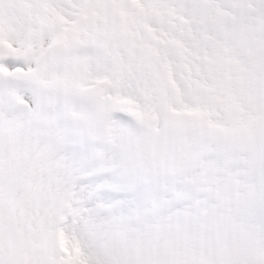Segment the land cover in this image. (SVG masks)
I'll return each mask as SVG.
<instances>
[{"label": "rangeland", "instance_id": "1", "mask_svg": "<svg viewBox=\"0 0 264 264\" xmlns=\"http://www.w3.org/2000/svg\"><path fill=\"white\" fill-rule=\"evenodd\" d=\"M18 1L22 0H6L5 10L8 16L12 13L17 14L18 17L21 16L19 20L23 22V26L20 28L12 30L10 27H5L4 23L6 21L11 23V19L3 16V11L0 10L2 16L0 18V38L9 45L5 48V53L11 57L9 65L20 63L27 66L30 59L35 56L36 52L23 53V49L29 47L26 45L30 35L39 31L47 33L43 40L38 41L37 44L34 43L36 48L41 42L44 44L49 36L55 37L52 43L53 53L69 51L67 52L73 67V80L67 96L72 107H76L73 109L74 112L88 116L92 111H96V119L88 128L89 135L93 139L100 141L103 139V126L100 125L97 130L94 125L100 116L105 119L108 111L127 107L126 103V106L121 108L124 106L121 100V84L123 83L120 80V74L122 70L128 81L131 80L134 88L139 93H144L141 98L145 104V107L141 109L143 132H137L126 141L116 143L120 151L115 155L117 165L113 179L108 183L117 188L121 185L132 186L131 184L141 180V177H147L141 181L148 189H154L156 185H162L164 181L168 183L169 188L164 192V196L176 197L191 187H195V191L200 188L205 192V196L209 194L206 226L196 220L198 218L187 211V207L181 208L180 212L175 215L177 234L174 236L177 246H168H172L173 250L177 249V254L179 253L180 256L177 262L174 261L175 256L172 257V264H188L190 259L198 256L205 244L212 240L208 234L214 236L215 245L219 249L220 257L224 260L222 263L249 264L250 256L255 262L253 245L264 251V161L260 158L256 166H245L228 148L232 147L231 138L241 134H244L245 138L250 135L248 139L260 138L261 142H264V54L262 50L264 27L257 29L244 43L246 51H248L247 47L251 49V52L247 54L248 58H245L249 64L254 63L255 60L258 67L262 65L256 71L259 77L258 98L242 99L240 103L232 96L227 97L228 100L225 101L217 95L214 92L212 81L206 77L209 75L208 72L205 74V70L195 68L193 62L190 63L186 58L181 57L179 52L180 50L185 54L182 46L185 45L183 38L187 31L190 35L195 34L199 41L206 37L211 40L214 33L210 22V18L214 16L211 12L213 6L207 14L208 21L203 16L196 19L193 18L194 15L188 17L189 13L186 14L187 16L184 15L186 16L184 18L182 11H177L174 18L180 24L172 27V33L171 29L165 27L166 21L162 18L161 10L169 7L174 12L183 4V0H141L142 10L136 11L139 14L134 17L133 23L129 12L135 9L126 0H67L70 7L61 4L60 1H57L59 5L54 7L51 6L49 0H27L28 3L23 0L28 6L25 13L21 11ZM214 2L217 5L218 2L225 5L232 14L231 17L235 16L233 13L237 7L236 0H215ZM260 3L259 0H248L247 6L250 9H256L258 15L264 18ZM44 8H49V12H42ZM57 14L64 15L65 19L59 21ZM27 17H29L28 20ZM187 20L191 23H187ZM257 22L261 23V20ZM262 23L264 24V21ZM232 24L236 22L229 19L228 25ZM235 27L236 25L233 26ZM100 29L105 32L99 31ZM84 42H90L95 46H90L93 53L88 55V59L84 57L85 61L82 59L80 61L78 57L81 53L78 51L84 50ZM30 46L33 47L31 44ZM105 55L110 56L111 59L104 60ZM16 57H19L20 62L13 59ZM170 70L175 72L177 87L181 88L180 95L172 91L171 85L166 81V72ZM187 73H195V83L201 85L197 87L195 84L193 87L195 91L191 90L193 83L187 80ZM25 79L30 83L39 80L36 73ZM243 89L250 91L248 85H243ZM237 92L240 94L242 91L237 89ZM180 109L181 116L175 114L171 116L173 111L178 113ZM11 121L13 123L9 124L8 128L16 125L14 119H8L9 123ZM162 125L164 128L161 130ZM2 126L5 127L4 124ZM177 128L178 131L181 128L188 130L190 134L182 136ZM44 129L46 134L43 132V141L38 144L35 140V148L28 153V157L18 158L11 164V167H7L8 171L16 172L20 169L23 174L31 166L32 161L36 160L35 158L41 157L49 150L57 149L56 144L75 143V140L71 139L66 132L59 114L48 118ZM211 138L215 139L213 141H219L220 148L209 146V143H212ZM205 139L209 141H204ZM82 142L81 139L80 144L85 145ZM237 144L242 147L240 142ZM155 146H161L160 151L153 153ZM224 150L226 151L225 158L221 153ZM260 154L259 157L264 155L263 152ZM50 156L53 162L60 165V162L55 159L63 158L65 155L58 156L50 152L45 158L46 166L50 163L48 158ZM111 166L113 164L100 165L97 169H111L113 168ZM223 166L231 168V176L228 179L221 175ZM193 169L195 172L191 176L187 175L186 172ZM205 172L211 176L210 181L198 182L199 179H207ZM80 174L83 172L74 173L72 176ZM39 195L43 194L39 193ZM61 196L63 197L64 194ZM32 197L35 204L39 203V198ZM179 197L176 198L179 199ZM67 200L74 204L72 198L68 197ZM49 201L39 205V210L34 209L35 215L32 211L33 218L37 215L33 222L26 219L23 209L13 210L15 213L12 212L8 220L11 227L18 226L20 231L18 234L8 232L0 240V254L6 258L7 247L20 251L18 249L31 247L35 239L44 243L45 249H42L44 254L31 257L23 255L18 260L7 259L4 263L62 264L59 261H53L51 257L53 251H57L54 241V221L61 211L63 212V201L61 198L53 201L52 197ZM126 210L129 211V217L136 218L139 212L146 209H144L143 201L136 199ZM213 211L216 214H213ZM126 215H123V220L126 219ZM158 224L156 220L155 225L158 226ZM123 226L125 230L130 229L125 224ZM150 237L153 239L148 238V240L156 242L163 239L159 230L157 235ZM167 240L169 243L175 241L174 239ZM183 253H188L189 258L183 257ZM14 257L10 256L11 259ZM193 264L211 263L204 256ZM260 264H264V259Z\"/></svg>", "mask_w": 264, "mask_h": 264}, {"label": "bare ground", "instance_id": "2", "mask_svg": "<svg viewBox=\"0 0 264 264\" xmlns=\"http://www.w3.org/2000/svg\"><path fill=\"white\" fill-rule=\"evenodd\" d=\"M19 19L20 17H15L17 24L20 26L23 22ZM2 167L0 176L5 174ZM2 200L4 201V206L0 208V240L8 232L18 234L20 231L18 226L11 227L7 218L12 216L11 214L17 207L18 201L10 193H3ZM87 201L90 202V199L87 196H83L85 215L82 217L84 224L81 230L90 231L89 233H91L88 238L89 251L85 255V261L89 260L92 264H95V260L102 264H165L162 261V256L154 249H151L149 243L147 246H143V243L146 242L145 238L138 239L134 237L130 242L129 240H124L121 237V234H124L123 227L116 223L114 216L108 215L107 218L95 216L96 212L99 211H95V209L100 203L90 202L87 204ZM24 215L26 219L33 221L28 210L25 211ZM3 226L6 227L3 228Z\"/></svg>", "mask_w": 264, "mask_h": 264}]
</instances>
